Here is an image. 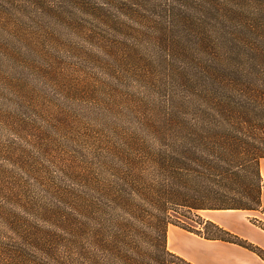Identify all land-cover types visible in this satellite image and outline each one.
<instances>
[{"label": "trees", "instance_id": "1", "mask_svg": "<svg viewBox=\"0 0 264 264\" xmlns=\"http://www.w3.org/2000/svg\"><path fill=\"white\" fill-rule=\"evenodd\" d=\"M76 6L115 32L99 47L115 62L112 69L159 90L160 103L141 117L140 132L97 147L80 166L65 163V201L29 197L30 116L9 124L29 148L0 147V264H111L115 258L191 264L169 251L170 225L264 260L263 249L199 215L262 206L264 0H77ZM122 18L135 22L136 41L116 45L118 33L131 35ZM150 220L156 221L151 227ZM147 225L155 236L143 255L131 235Z\"/></svg>", "mask_w": 264, "mask_h": 264}, {"label": "rangeland", "instance_id": "2", "mask_svg": "<svg viewBox=\"0 0 264 264\" xmlns=\"http://www.w3.org/2000/svg\"><path fill=\"white\" fill-rule=\"evenodd\" d=\"M76 3L0 0V147L17 142L29 148L9 124L30 116L35 170L24 185L36 203L65 201V163L80 166L97 147L140 132L141 117L160 103L159 90L146 88L128 71L119 75L112 69L113 59L99 47L115 32L85 16ZM122 22L131 35L110 37L116 45L136 41L135 22ZM145 33L143 42L150 46ZM153 60L158 61L155 55ZM155 222L131 235L141 246L139 254L150 246L155 231L148 226ZM119 259L111 264H123Z\"/></svg>", "mask_w": 264, "mask_h": 264}, {"label": "crops", "instance_id": "3", "mask_svg": "<svg viewBox=\"0 0 264 264\" xmlns=\"http://www.w3.org/2000/svg\"><path fill=\"white\" fill-rule=\"evenodd\" d=\"M261 173L264 184V160ZM261 204L260 211H202L199 215L264 250V187ZM167 247L191 264H264L262 258L244 247L208 240L175 225L168 227Z\"/></svg>", "mask_w": 264, "mask_h": 264}, {"label": "built area", "instance_id": "4", "mask_svg": "<svg viewBox=\"0 0 264 264\" xmlns=\"http://www.w3.org/2000/svg\"><path fill=\"white\" fill-rule=\"evenodd\" d=\"M255 222H258L259 224H261V222H260V221H258V220H256V219H255Z\"/></svg>", "mask_w": 264, "mask_h": 264}]
</instances>
